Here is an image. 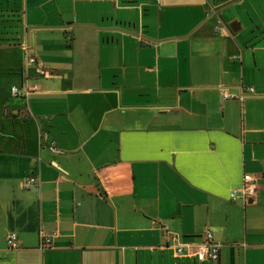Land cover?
I'll return each instance as SVG.
<instances>
[{"label":"crops","instance_id":"obj_1","mask_svg":"<svg viewBox=\"0 0 264 264\" xmlns=\"http://www.w3.org/2000/svg\"><path fill=\"white\" fill-rule=\"evenodd\" d=\"M0 264H264V0H0Z\"/></svg>","mask_w":264,"mask_h":264},{"label":"built area","instance_id":"obj_2","mask_svg":"<svg viewBox=\"0 0 264 264\" xmlns=\"http://www.w3.org/2000/svg\"><path fill=\"white\" fill-rule=\"evenodd\" d=\"M27 62L31 64H37L39 63V60L34 55H28L27 56ZM41 73H45V68L42 66ZM38 86L34 84L32 88H29L28 86H25L24 89H22L19 86H13L12 87V93L15 95H28L32 89H36ZM250 90H254L253 87H249ZM223 95L225 98H228L230 96H234L233 94H230L226 90H224ZM43 139H48L49 135L47 133H44L42 135ZM50 148L54 151H57V147L54 143V141H50ZM27 186H31L37 183V177L35 175L30 176L29 179L26 181ZM258 189V184L256 177L250 173L246 172L243 177V185L240 188V195L245 200H247L249 197H252L256 194ZM238 196L237 190H233L230 194L231 199H236ZM55 234H48L45 231L40 232V247L45 248L47 246H50L52 244V239ZM7 244L10 248H17L19 246L18 243V237L17 234L14 232H10L7 234ZM171 241L172 245L175 247V252L177 255H190L197 257L200 260H212L214 262H217L220 258V250H221V243H219L215 237V234L210 229H205L204 234L201 238V240H192V239H184L182 240L178 234H171Z\"/></svg>","mask_w":264,"mask_h":264}]
</instances>
